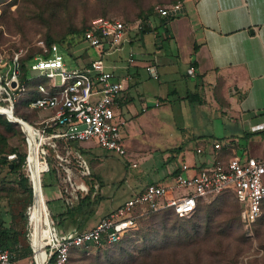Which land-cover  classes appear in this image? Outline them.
<instances>
[{"label":"rangeland","instance_id":"1","mask_svg":"<svg viewBox=\"0 0 264 264\" xmlns=\"http://www.w3.org/2000/svg\"><path fill=\"white\" fill-rule=\"evenodd\" d=\"M169 1L0 0V55L7 62L6 65L0 64V76L3 80L10 76L12 59L16 54L19 55V60L31 55V58L25 61V81L29 80L31 77L29 67L34 62V57L45 51L48 37L62 40L63 48L60 52L65 63L69 66L76 65L80 55L91 56L92 53L87 42L76 38L78 34L74 30L84 27L91 19L99 15L121 20L129 19L136 17L140 10L155 2L167 4ZM178 1L183 4L184 0ZM151 19L153 23L158 20L157 17ZM123 45L121 50L118 48L106 55L107 63L120 58L117 56L119 51L123 53L121 56L125 59L129 56L128 45ZM137 48L138 46L135 49ZM37 79L47 82L44 77L35 78L29 80L27 85H31ZM151 83L157 84V81L151 80ZM1 90L0 87V92ZM184 94L183 90H178L172 106H169V101H165L160 106H152L145 112L141 111V104L138 100L136 101L139 120L132 122L124 120L122 126L125 154L107 150L94 144L93 141L78 145L84 150L81 153L82 157L88 161L92 171L88 178L80 177L79 168L76 166L75 157L79 150L68 146L64 140H59L55 148L49 146L48 154L45 156L49 169L41 174V189L43 188L42 194L45 196L48 211L60 232L92 227L101 216L117 207L147 183L171 184L173 170L183 160L192 164L194 161L192 150H196L198 136L207 134L209 130H214L217 134L221 130V123L216 118L214 108L200 107L198 103L192 104L188 99L179 101L178 95ZM0 104H10L9 100H4L2 93H0ZM18 104L19 112L25 113L28 118L25 120L34 122L39 119L40 112L28 109L27 102L18 101ZM263 127L264 125H260L258 129ZM0 132L7 137L8 144L5 151L15 147L17 152L25 153V163L21 172L28 175L26 163L28 146L20 126L16 123L13 131L8 132L0 124ZM210 144L208 143L211 147ZM64 157L70 160L68 164ZM39 158L44 160L41 156ZM62 164H65L71 173L70 180ZM9 168L7 164H0V181ZM8 177L11 182L7 185L16 188L17 184L13 182L14 177L12 175ZM82 182H85L87 188H81L79 184ZM1 185L0 182V187ZM5 194V190L0 188V195ZM15 194L13 193V196ZM88 194L91 197L90 202L84 207L83 212L72 217L66 214L68 206L76 205L81 197ZM96 197L99 199L98 203L94 202ZM7 203L8 197H0L2 209L7 206ZM221 204L227 205L228 210L235 209L234 214L232 212L230 215L231 221L229 220L227 226L221 225L220 235L203 241L197 257L188 252L187 257L183 256L181 259V264H264V210L252 226L251 234H248L239 218V205L229 192L204 202L200 214L214 211V207L217 205L219 208ZM185 219L188 218L179 222L184 223ZM81 221L82 225H80ZM157 222H159L158 218L147 217L140 222L131 238L104 248L91 247L86 253L76 252L71 257V264H127L129 254H138L142 248L155 241L157 244L165 242L160 231L157 232L158 237L155 235L152 240L144 237L149 227L155 230L152 226ZM185 225L191 227L190 223ZM14 254L15 264H34L32 255L17 258V253Z\"/></svg>","mask_w":264,"mask_h":264},{"label":"built area","instance_id":"2","mask_svg":"<svg viewBox=\"0 0 264 264\" xmlns=\"http://www.w3.org/2000/svg\"><path fill=\"white\" fill-rule=\"evenodd\" d=\"M181 4L178 1L170 8L156 5L154 12L165 18L171 10L179 9ZM146 25L149 26L150 22L142 17L126 22L118 18L97 16L76 37L87 42L91 50L92 55L85 64L67 65L57 43L45 46L44 50L50 53L49 56L34 57L29 68L38 69L39 73L31 75L29 80L44 77L47 82L37 83L39 95L29 101L28 107L37 113L41 110L50 112L39 115V119L34 122L24 119L32 127L30 138L25 131L24 134L28 148L31 142L36 145L38 159L45 166L41 174L49 169L45 158L49 146L55 148L59 140H77L82 143L93 141L107 150L125 154L121 134L124 119L118 109V98L131 79L127 69L134 60V51L129 49V56L124 63L116 59L107 63L106 55L129 41L130 32L141 31ZM18 57V54L13 57L10 76L5 77L4 83L0 76V93L4 100L10 101L12 109L14 98L27 90V85L18 79V69L17 74L13 70L14 64L18 66ZM0 64H7L2 55ZM145 68L150 77H158L154 62L150 61ZM188 71L192 72L193 68ZM12 80L16 83L14 87L10 84ZM155 105H158L157 101ZM210 143L215 154L226 145L224 141L217 139ZM196 149L201 152L204 147L198 146ZM40 156L44 160H40ZM75 159L80 177L91 176L89 163L79 151ZM64 160L66 164L70 162L66 157ZM62 165L70 180L71 173L65 164ZM28 177L32 186V200L27 207L26 216L34 264H69L72 249L89 251L91 247L103 248L107 244L118 242L135 232L143 219L160 211L171 210L178 216L190 217L200 203L207 202L224 191H231L236 197L240 207V220L248 234H251L252 226L264 210V159L255 156L241 157L235 152L225 161L216 159L211 166L181 163L172 175L171 184L147 183L101 216L95 225L82 230L60 232L45 200V207L39 210V220L32 223L35 183L29 171ZM38 184L41 188V178ZM79 185L83 189L87 188L85 182ZM177 188L183 190L177 191ZM35 226L39 232L38 246L33 240ZM0 264H15L7 249L0 248Z\"/></svg>","mask_w":264,"mask_h":264},{"label":"crops","instance_id":"3","mask_svg":"<svg viewBox=\"0 0 264 264\" xmlns=\"http://www.w3.org/2000/svg\"><path fill=\"white\" fill-rule=\"evenodd\" d=\"M179 9L166 26L157 28L159 21L150 18L147 29L130 32V40L123 43L134 51V60L127 69L131 79L118 98L121 117L127 122L139 120L137 100L142 112L165 101L172 106L178 90H183L179 101L214 108L221 123L217 134L209 130L198 136L196 148L204 150H192V164L211 166L232 152L264 159V127L258 129L264 125V0H184ZM121 54L117 61L124 63ZM88 59L80 55L77 64ZM150 61L157 67V78L146 71ZM214 139L226 143L218 154L208 145ZM40 196L43 208L42 189Z\"/></svg>","mask_w":264,"mask_h":264},{"label":"trees","instance_id":"4","mask_svg":"<svg viewBox=\"0 0 264 264\" xmlns=\"http://www.w3.org/2000/svg\"><path fill=\"white\" fill-rule=\"evenodd\" d=\"M178 0H170L167 4H162L155 2L148 7L140 10V12L137 14L136 17L129 18V19H122L123 21L130 22L134 21L137 18H146L150 19L152 17L158 18V27L166 26V18H171L173 15H168L165 18H161L159 15H157L154 12V7L156 5H161L166 8H170L172 5L176 4ZM106 18L113 19L114 17L110 16H104L99 15ZM97 17V16H96ZM92 20V19H91ZM91 20L84 25V27L74 30L77 32L78 35H81L84 30L87 28V26L90 24ZM149 26L146 25L142 28V30L147 29ZM62 40H56L52 39L50 37L47 38L46 44L50 45L51 43H57L59 46V49H62L63 46L61 45ZM196 51V47H194V53ZM41 56L47 57L50 55L49 52H41ZM31 58V55L27 58H21L19 60L18 57V79L20 82L27 85L29 80L25 81V61L26 59ZM5 80L2 79V82L4 83ZM41 82L40 79H37L31 83V85H27V90L25 93L18 95L16 98H14V112L11 108V105H1L0 110V124L4 127L6 131H13L14 125L16 122H12L7 119L9 116L12 120H14L9 112H13L17 121H23L20 119H28L25 113L19 112L20 105L18 104V101L21 102H27L39 95V92L36 90L37 83ZM18 104V105H17ZM17 109V110H16ZM29 109V107H28ZM28 113H32L30 111H27ZM37 112V111H36ZM18 115V116H17ZM30 125L29 122L23 121ZM18 124V123H17ZM24 133V128L19 123L18 124ZM31 126V125H30ZM25 135V134H24ZM68 146L72 147L75 150H79L80 153H83V149H80L78 145H80L82 142H78L77 140H67L65 141ZM8 141L7 137L0 132V164H7L10 167V163L12 164V167H10L7 171V174L1 178V187L6 192L5 195L0 197H8V203L5 208L2 209V206L0 205V248L7 249L13 256L15 260V254L17 253L18 257H25L27 255H32V249L29 243L28 239V227H27V216H26V210L27 207L30 205L32 200V186L31 181L28 177V175H25L21 172V169L23 167V164L25 163V153H19L17 152L15 147L10 148L8 151H5V147L7 146ZM11 154H14L15 159H10L5 156H9ZM11 161H10V160ZM27 159V158H26ZM13 176V182L17 184V187H11L7 185L9 182H11V179H8V176ZM88 178V177H87ZM229 192L233 195L235 201L237 202L236 197L231 191H224L220 194L216 195L219 196L223 193ZM13 193H16L15 196H13ZM215 196V197H216ZM90 194L85 195L81 197L76 205H70L68 206V209L66 210V214L69 216H76L83 212L84 207H86L90 202ZM99 199L96 197L94 199L95 203H98ZM203 203H200L194 213L190 217H181L178 216L176 213H174L171 210H164L160 211L154 214L149 215L148 217L153 218L156 217L159 219V222L155 223L154 227L155 230L148 229L146 233H144V237L148 240H152V238L156 235L158 237L157 232L160 231L165 238V242L163 244H157L156 241L153 243H150L148 246L142 248L138 254H129L128 262L127 264H181V259L184 257H187L188 252H191L196 257L199 255V251L201 249V244L206 239H213L215 238V235L221 234V225L224 226L228 225L229 220L231 221L230 215L234 214V208L233 209H226L227 205L221 204L219 208L216 205L214 207V211H206L204 215H201L202 205ZM239 205V203L237 202ZM236 212V211H235ZM176 218V219H174ZM185 219V222H179L180 220ZM239 218H240V207H239ZM241 221V220H240ZM80 222V221H79ZM185 223H190L191 227H188L185 225ZM83 222L81 221L82 225ZM79 228H81L79 226ZM134 233V232H133ZM133 233H130L123 237L118 242L107 244L104 247L112 246L114 244H117L121 242L122 240H126V238H131ZM138 234V233H137ZM148 235V236H147ZM141 236V235H140ZM142 237V236H141ZM133 239V238H132ZM157 239V238H156ZM103 247V248H104ZM20 252V253H18ZM76 252H82L86 253L85 250L81 249H72L70 251L69 255V264H71V257ZM179 252V253H178Z\"/></svg>","mask_w":264,"mask_h":264},{"label":"bare ground","instance_id":"5","mask_svg":"<svg viewBox=\"0 0 264 264\" xmlns=\"http://www.w3.org/2000/svg\"><path fill=\"white\" fill-rule=\"evenodd\" d=\"M9 106V104H8ZM1 114V113H0ZM10 116L15 120L16 123H20L22 125V127L24 128L23 131H25L30 138V134H31V129L32 127L30 125H28L27 123L23 122L24 119H22L23 121H17L13 112H9ZM9 117V116H8ZM10 118V117H9ZM11 119V118H10ZM12 120V119H11ZM27 169L29 171V173L31 174V177L34 179V183H35V202L34 205L31 208V220L32 223H36L39 220V210L41 211V209H43L45 207V199L43 198V208H41L42 206V200H41V188L40 185L38 184V180H40L41 178V172L45 169V166L42 162L39 161L38 156H37V150H36V145H34L32 142L30 143V146L28 148V155H27ZM43 190V188H42ZM45 197V196H43ZM35 210H36V215H35ZM38 225V223H37ZM37 226H35V232H34V241H35V245L38 246V241H37V236L39 235V232L37 230Z\"/></svg>","mask_w":264,"mask_h":264},{"label":"water","instance_id":"6","mask_svg":"<svg viewBox=\"0 0 264 264\" xmlns=\"http://www.w3.org/2000/svg\"><path fill=\"white\" fill-rule=\"evenodd\" d=\"M178 12H180V9L171 10L170 13H169V15H173V14H176ZM166 21H168V18H166ZM17 69H18L17 64H14L13 70H14V72L16 74L18 73ZM29 72H30V75H36V74L39 73V70L38 69H30ZM10 84H11L12 87H14L16 85V83H15L14 80H12ZM7 119L10 120V121H12V122H15V120H11L9 117H7ZM78 128H82V126H78ZM4 157H9V158H11L13 160L15 159L14 154H11L9 156H5L4 155ZM10 167H12V164L11 163H10ZM33 197H34V195H33Z\"/></svg>","mask_w":264,"mask_h":264}]
</instances>
